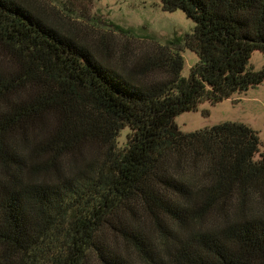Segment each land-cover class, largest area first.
<instances>
[{
	"label": "trees",
	"instance_id": "obj_1",
	"mask_svg": "<svg viewBox=\"0 0 264 264\" xmlns=\"http://www.w3.org/2000/svg\"><path fill=\"white\" fill-rule=\"evenodd\" d=\"M160 3L193 32L113 66L104 35L0 0V264H264V144L175 123L264 81V0Z\"/></svg>",
	"mask_w": 264,
	"mask_h": 264
},
{
	"label": "rangeland",
	"instance_id": "obj_2",
	"mask_svg": "<svg viewBox=\"0 0 264 264\" xmlns=\"http://www.w3.org/2000/svg\"><path fill=\"white\" fill-rule=\"evenodd\" d=\"M41 3L52 16L62 18L65 26L80 30L84 36V32H87L90 40L95 43L99 44L100 36L108 38L113 66L140 61L142 56L158 46L182 44L184 36L194 29V23L181 10L164 12L160 0H78L72 4V13L66 14L67 17L63 16L61 0H41ZM122 52L126 55L124 59L120 58ZM182 56L184 68L181 75L187 78L198 58L188 50H184ZM248 68L255 72L263 70L264 53L254 51ZM158 75L160 77L162 74ZM175 123L183 134L203 131L224 123L243 124L257 133L259 149L262 151L264 81L218 104L202 102L196 111L176 116ZM127 133L128 130L120 133L117 140L119 147L125 144Z\"/></svg>",
	"mask_w": 264,
	"mask_h": 264
}]
</instances>
